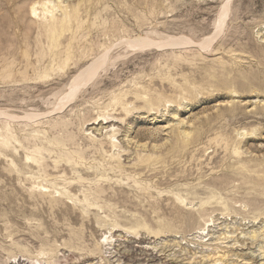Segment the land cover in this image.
I'll list each match as a JSON object with an SVG mask.
<instances>
[{"label": "rangeland", "instance_id": "obj_1", "mask_svg": "<svg viewBox=\"0 0 264 264\" xmlns=\"http://www.w3.org/2000/svg\"><path fill=\"white\" fill-rule=\"evenodd\" d=\"M0 264H264V0H0Z\"/></svg>", "mask_w": 264, "mask_h": 264}, {"label": "bare ground", "instance_id": "obj_2", "mask_svg": "<svg viewBox=\"0 0 264 264\" xmlns=\"http://www.w3.org/2000/svg\"><path fill=\"white\" fill-rule=\"evenodd\" d=\"M228 5V4H227ZM227 5H225V6H223L222 7V9L220 10V18H219V23H218V25H217V27H216V29H215V32L214 33H217V31L220 29V27H222L221 26V24L223 25V23H224V21H225V19H226V17H227V14H228V6ZM36 8V7H35ZM34 10V9H33ZM35 11V10H34ZM221 21H222V23H221ZM222 29V28H221ZM219 33V32H218ZM217 34H214V35H212L211 37H208L209 39H207V41H209L210 40V42L212 41L211 39H214L215 38V36H216ZM144 40H145V42L146 43H149V44H158V42H155V41H153V40H151L150 38H143ZM142 39V41H144ZM142 41H141V43H142ZM204 41H206V38H205V40ZM200 42V45H205V46H207V44L209 45L210 43H206V42ZM133 42V41H132ZM138 42V41H137ZM135 43V42H134ZM176 43V42H175ZM205 43V44H204ZM143 44V43H142ZM177 44V43H176ZM164 46V45H163ZM210 46V45H209ZM208 47V46H207ZM100 59V58H99ZM104 58H101V60H94L95 62L93 63V64H91L90 66H88L85 70H83L78 76H77V78L74 80V81H72L73 83V86L71 85V87L72 88H74V89H80L81 88V86L82 85H84L87 81H89L90 79H91V77L93 76V75H95V73L99 70V68L100 67H102V64H103V62H104ZM71 95V94H70ZM69 95V96H70ZM114 137H115V134L113 135ZM114 142H116L117 143V141H114ZM114 144V145H117V144ZM118 147V146H117ZM203 230V229H202ZM200 233H203V232H200ZM209 234V233H208ZM203 235V234H202ZM256 235V234H255ZM254 237V236H253ZM180 242H177L176 244L178 245ZM182 244V243H181ZM224 255V254H223ZM206 256V255H205ZM203 259H204V257H203Z\"/></svg>", "mask_w": 264, "mask_h": 264}]
</instances>
